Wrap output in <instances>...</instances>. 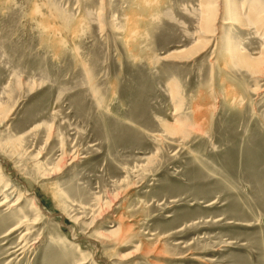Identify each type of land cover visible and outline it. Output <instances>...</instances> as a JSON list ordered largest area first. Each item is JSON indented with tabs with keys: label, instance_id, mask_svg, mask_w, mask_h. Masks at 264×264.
I'll use <instances>...</instances> for the list:
<instances>
[{
	"label": "rangeland",
	"instance_id": "374dc122",
	"mask_svg": "<svg viewBox=\"0 0 264 264\" xmlns=\"http://www.w3.org/2000/svg\"><path fill=\"white\" fill-rule=\"evenodd\" d=\"M149 1L0 0V264H264V0Z\"/></svg>",
	"mask_w": 264,
	"mask_h": 264
},
{
	"label": "bare ground",
	"instance_id": "6f19581e",
	"mask_svg": "<svg viewBox=\"0 0 264 264\" xmlns=\"http://www.w3.org/2000/svg\"><path fill=\"white\" fill-rule=\"evenodd\" d=\"M143 1V0H142ZM145 3L147 4V6L151 3L149 0H145ZM259 3V2H258ZM153 4V3H152ZM254 5H256L254 3ZM153 6V5H152ZM151 6V7H152ZM203 10H202V13H201V17H200V33L199 35L203 38V37H206L208 34L211 33V29H212V26L214 25V22L216 21V17H215V12L216 10L214 9L213 5H211V3L208 2V0H202L200 2V5ZM243 6V5H242ZM251 6V5H250ZM253 7V6H252ZM229 8V7H228ZM243 8V7H242ZM255 8V6H254ZM253 8V10H254ZM257 8V7H256ZM260 8V7H259ZM235 10V8H233ZM237 9V8H236ZM232 10V9H231ZM231 10L228 11L229 14H231ZM233 11V10H232ZM251 12L252 11V8L250 9ZM249 11V13H251ZM241 12V11H240ZM227 14V13H226ZM256 14V13H255ZM258 14V13H257ZM133 16H135L134 14H131ZM252 15V14H251ZM250 15V16H251ZM132 16V17H133ZM229 17V15H227ZM254 16V14H253ZM100 17V16H99ZM105 17V16H104ZM131 17V18H132ZM254 17H257V16H254ZM264 17V16H263ZM235 19H232L233 21H237L238 18L234 17ZM78 20V19H77ZM104 20V19H103ZM76 21V20H75ZM228 21H229V18H228ZM257 21L261 24L264 23V21H262V19L260 17H257ZM257 22V23H258ZM80 24V23H79ZM224 25L225 24H228V23H223ZM81 25V24H80ZM73 26V25H72ZM75 28V27H74ZM259 28V27H258ZM263 28V27H262ZM74 30V29H73ZM77 30V29H76ZM72 31V30H71ZM75 31V30H74ZM73 31V32H74ZM72 33V32H71ZM77 33V32H76ZM127 33H125V35L122 37V41L125 43V45H131V43L134 42L135 39H133V37L131 38L130 34L128 33V35H126ZM121 35V34H119ZM132 35V34H131ZM216 35V34H215ZM122 36V35H121ZM137 36V35H136ZM50 37V36H49ZM119 38V37H118ZM140 38V37H139ZM120 39V38H119ZM137 40V39H136ZM120 41V40H119ZM136 42V41H135ZM202 44L203 41L198 40V42L194 45L197 46V44ZM199 44V45H200ZM236 46V45H235ZM234 45H230L229 46V53H230V58H234L237 62V64L239 66H242L244 68H248L249 70L253 71L255 74H260L259 70L262 69L264 67V55L261 54L260 56H258L257 58H251V57H248V56H245V55H241L239 53V51L237 50V48L235 47ZM187 54L186 51H179V52H176L175 55H179V56H183ZM232 56V57H231ZM262 73V71H261ZM171 128V127H169ZM4 182V177L3 176H0V184ZM5 184V183H4ZM10 185H5L4 189L1 191L2 192V195H3V201L2 203L0 204V208L2 207H5V206H8V208L13 209V208H16L19 204H20V201H21V198H22V195L24 196V194H21V193H18V191L10 186ZM1 196V195H0ZM31 209H32V212H34L37 216V218H39L41 216V209H40V204H39V201L35 198H33L31 204ZM42 218V217H41ZM36 219L35 221H33L32 223H29L28 221L25 220V217H21V219H19L17 221V223L14 225V227L12 228L11 232H17L19 231L21 228L25 227V228H28L29 226H33L35 225L36 223ZM41 221V220H40ZM28 230V229H27Z\"/></svg>",
	"mask_w": 264,
	"mask_h": 264
}]
</instances>
